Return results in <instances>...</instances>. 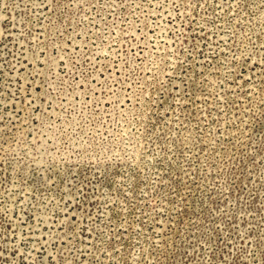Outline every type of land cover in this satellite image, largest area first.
Returning <instances> with one entry per match:
<instances>
[{
  "label": "rangeland",
  "instance_id": "374dc122",
  "mask_svg": "<svg viewBox=\"0 0 264 264\" xmlns=\"http://www.w3.org/2000/svg\"><path fill=\"white\" fill-rule=\"evenodd\" d=\"M0 264H264V0H0Z\"/></svg>",
  "mask_w": 264,
  "mask_h": 264
}]
</instances>
